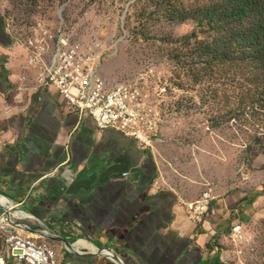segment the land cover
I'll return each mask as SVG.
<instances>
[{
	"label": "crops",
	"instance_id": "crops-1",
	"mask_svg": "<svg viewBox=\"0 0 264 264\" xmlns=\"http://www.w3.org/2000/svg\"><path fill=\"white\" fill-rule=\"evenodd\" d=\"M26 58L0 16V196L73 245L77 254L50 242L58 263L114 264L100 250L123 264L219 258L210 244L214 227L205 222L199 229L188 220V206L197 200L165 185L155 151L140 150L114 131H97L55 95L32 91V83L21 81L28 75Z\"/></svg>",
	"mask_w": 264,
	"mask_h": 264
},
{
	"label": "rangeland",
	"instance_id": "rangeland-1",
	"mask_svg": "<svg viewBox=\"0 0 264 264\" xmlns=\"http://www.w3.org/2000/svg\"><path fill=\"white\" fill-rule=\"evenodd\" d=\"M0 16L18 46L38 24L55 29L60 16L86 41H101L111 51L103 76L115 82L139 79L160 113L154 148L159 178L189 200H198L210 184L216 189L219 200L205 222L216 231L210 244L219 251L220 264H264V153L251 160L246 154L256 129L251 122L213 127L198 98L201 87L194 92L184 85V71L182 86L175 85L174 41L193 31L190 20L166 19L156 0H0ZM191 97L195 107L190 109ZM236 226L243 227L242 242L233 241Z\"/></svg>",
	"mask_w": 264,
	"mask_h": 264
},
{
	"label": "built area",
	"instance_id": "built-area-1",
	"mask_svg": "<svg viewBox=\"0 0 264 264\" xmlns=\"http://www.w3.org/2000/svg\"><path fill=\"white\" fill-rule=\"evenodd\" d=\"M21 47L27 52L28 73L21 81L32 83V91L55 95L69 113L91 119L97 131H114L133 140L140 150L154 151L161 135L160 113L139 79L115 82L103 76V63L111 51L101 41H86L60 16L55 29L51 25H36ZM218 200L216 189L208 185L201 197L188 206V220L197 227L203 225ZM17 207L0 196V264H6V260L18 264H59L49 242L31 234L26 222H37L41 228L36 232L46 235L43 224ZM232 231L234 242L244 240L242 226Z\"/></svg>",
	"mask_w": 264,
	"mask_h": 264
},
{
	"label": "trees",
	"instance_id": "trees-1",
	"mask_svg": "<svg viewBox=\"0 0 264 264\" xmlns=\"http://www.w3.org/2000/svg\"><path fill=\"white\" fill-rule=\"evenodd\" d=\"M156 3L166 19L190 20L194 25L193 31L174 41L175 80H179L175 85L182 86L184 71V85L194 92L201 87L198 98L213 127L251 122L256 130L246 148L248 159L264 153V0ZM193 101L191 97L188 108L195 107Z\"/></svg>",
	"mask_w": 264,
	"mask_h": 264
},
{
	"label": "water",
	"instance_id": "water-1",
	"mask_svg": "<svg viewBox=\"0 0 264 264\" xmlns=\"http://www.w3.org/2000/svg\"><path fill=\"white\" fill-rule=\"evenodd\" d=\"M30 233L42 237L47 242L61 243L68 251H70L71 253L77 254V252L73 248V245L68 243L63 238L57 237L56 235H52L49 233L44 235L41 232H36V231H30ZM99 255H105L106 258L111 260L114 264H123L116 255H114L113 253H111L109 251L100 250Z\"/></svg>",
	"mask_w": 264,
	"mask_h": 264
},
{
	"label": "bare ground",
	"instance_id": "bare-ground-1",
	"mask_svg": "<svg viewBox=\"0 0 264 264\" xmlns=\"http://www.w3.org/2000/svg\"><path fill=\"white\" fill-rule=\"evenodd\" d=\"M74 249H75V248H74ZM92 251H93V252H95V250H94V249H92Z\"/></svg>",
	"mask_w": 264,
	"mask_h": 264
}]
</instances>
